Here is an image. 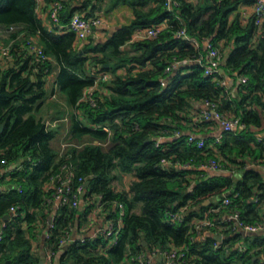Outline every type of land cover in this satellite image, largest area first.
Masks as SVG:
<instances>
[{"label": "trees", "instance_id": "obj_1", "mask_svg": "<svg viewBox=\"0 0 264 264\" xmlns=\"http://www.w3.org/2000/svg\"><path fill=\"white\" fill-rule=\"evenodd\" d=\"M91 1L85 0L84 7L88 8ZM175 1L179 6L169 10L167 0H110L111 8L131 7L135 18L105 42L94 43L89 38V44L78 49L74 33L45 25L37 13V0H0V26L23 25L60 66L56 84L72 109L68 142L74 145L59 157L51 147L54 132L43 117H38L48 95L51 63H37L26 50L14 47L15 56L0 72V125L4 124L0 131V165L23 160V168L11 176L15 188L0 193V220L14 205L21 211L7 221L0 243V264H40L42 255L33 251L32 241L37 238L38 220L43 229L48 228L49 216L43 215L51 210L46 204V185L67 162L74 166L77 177L94 175L89 180L87 200L102 194L111 212V203H123L125 216L115 245L109 246L104 237L84 244L76 242L63 251L61 263L129 264L139 253L165 251L174 245L186 248L184 264H264V233L248 237L244 250L237 248L240 236L231 235L234 222L220 223L222 214L211 212L219 208L228 215L239 212L243 222L257 223L264 218V180L257 172H246L233 195L227 197L231 204L224 205L223 195L232 187V179L205 177L207 171L200 167L211 159L228 166L242 153L255 152L252 127H259L264 116V28L255 24V15L246 25L239 14L230 22L243 0ZM65 9L61 25L72 17ZM162 23L170 27L156 38L132 41L138 30ZM183 28L190 39L199 42V49L190 40L178 37ZM205 39L215 45L224 42L223 51L228 48L226 68L248 78L247 84L240 85V98L229 100L220 82L206 76L198 63L169 71L176 60L206 54ZM90 64L97 73H112L104 84L107 93L96 90L95 107L83 100L84 91L94 84V77L86 72ZM207 100L219 101L222 113L231 110L246 126L238 135H224L221 144H216L219 155L206 141L204 148L189 142L191 135L186 134L193 131L192 102ZM258 147L264 152L263 145ZM126 174L133 181L127 190L117 192L114 184ZM194 175L204 177L197 178L189 192ZM213 198L218 200L205 205ZM90 207H85L81 215L85 217ZM182 209L186 212L181 221L167 216ZM79 214L78 209H59L46 242L50 252H61L59 242L67 238ZM205 218L218 223L209 229L211 232L224 229L225 240L218 242L210 236L205 242H195L193 221Z\"/></svg>", "mask_w": 264, "mask_h": 264}, {"label": "crops", "instance_id": "obj_2", "mask_svg": "<svg viewBox=\"0 0 264 264\" xmlns=\"http://www.w3.org/2000/svg\"><path fill=\"white\" fill-rule=\"evenodd\" d=\"M110 0H92L89 3L88 8L84 7L85 0H66L65 5L68 12H71L70 17L79 14L85 17H93L98 16L103 20V25L99 27L96 30V33L90 37L91 41H94V43H103L107 40V37L111 36L116 30H118L121 26L129 24L134 18V11L131 7L126 5H119L114 8L110 7ZM194 2H198L199 0H192ZM251 1V2H250ZM254 1L255 0H243L238 10L230 16V22L234 20V18L239 14L242 24L246 25L251 17L254 16ZM37 13L39 17L43 20L45 25L47 27H50V25H54L50 18V6L48 3V0L38 4L37 6ZM90 15V16H89ZM66 24L62 25H56L60 32L64 31ZM58 31V32H59ZM27 37V38H26ZM32 42L38 46H40L39 40L36 36L29 35V33L26 31V28L23 25H17L13 26L12 28H7L4 26H0V48H9L11 51L10 58H3L0 56V72L5 67L9 66V63L12 61L13 57L15 56L13 49L19 47L20 51H27L26 53L29 55H33L34 61L37 63H40L37 61V57L32 52L30 53L28 50V47L26 45V41ZM90 39L82 42L77 39V45L78 49H82L84 46L89 44ZM28 43V42H27ZM224 42H220L219 45L221 47H224ZM25 45V46H23ZM41 47V46H40ZM203 47L206 50L205 43L203 44ZM15 51V50H14ZM22 53V52H20ZM228 54V48H225L224 55ZM225 59V57H224ZM52 71L51 74L47 77V98L44 100L43 105L40 108L38 117H43L44 122L47 124V127L49 130L54 132L53 140L51 141V147L53 150L57 153L59 157L63 156V154H66L67 150L74 146L68 142V139L71 135V128H72V122H71V113L72 109L67 104L66 97L64 94L60 91V88L56 84L58 73L60 72V66L58 63L50 57ZM225 60L223 61L222 65V79L225 83L224 94L229 100L240 98V83H239V75H237V72L231 71L230 69L226 68ZM108 68L109 65H106ZM86 72L89 74V76H94V74L97 73V69L93 66V64H90L86 68ZM120 73L124 72V70H120ZM109 76L112 75V73L108 72L106 73ZM105 82H100V84L97 87V91L107 93L108 90L105 88ZM46 109V111L44 110ZM204 101L203 102H192L191 112H190V119L192 120L190 125L193 126V131H187V135H193L197 139L205 140L207 143V146L209 148H213L216 155H219L216 148V140L218 138H222L226 134L222 126L218 121L215 120H209L205 121L201 118L200 113L204 109ZM43 111V114L41 115V112ZM225 116L229 118L239 117L233 112L228 110H223ZM81 117H83L82 113H80ZM186 126H190L185 124ZM190 126V127H191ZM246 128L243 130H238L237 132H234L233 134L238 135L241 132H243ZM252 135L254 139L256 140V143L251 144L252 149L255 150L254 153L246 152L242 153L240 156L235 157V162L228 163V166H225V164L222 165V169L216 172H210L207 171V175L205 177H212V176H224L229 177L233 181L232 187L227 190L224 195L223 199L230 197L234 193L235 185L238 181L242 180L245 173L249 171L257 172L262 179L264 180V152H261V148L258 147L259 144L261 146H264V116L262 119V123L259 127H252ZM260 148V149H259ZM219 157V156H217ZM21 164H23V160L20 162H17L15 164H10L6 173L5 177L0 178V193L6 191L9 188L14 189L15 185H13L11 176L14 173L19 172V168L21 167ZM11 171V172H9ZM242 173L240 177H238L239 173ZM5 172H1V174H4ZM0 174V175H1ZM9 177V178H8ZM199 177H204V175H194L191 176L190 179L192 181L191 185L188 188V191H192L194 187L196 186V180ZM133 181V177L131 175H123L122 179L118 180L114 184V188L117 192H123L129 188L130 183ZM122 184V186H120ZM217 199V198H216ZM212 200V199H210ZM218 200V199H217ZM216 200V201H217ZM208 201V200H207ZM206 201V202H207ZM215 201V202H216ZM205 202V205H207ZM214 203L212 201L210 204ZM209 205V204H208ZM51 210L47 211L46 213H43V215L49 216L47 218V224L48 228L43 229L42 223L36 224V230L37 232V238L32 241V247L33 251L38 252L42 255V259L40 264H63L61 263V258L63 251L67 250V248L72 245L73 242L67 243L62 249L61 252L56 254L51 261L48 259V253L50 250L46 248V242H47V235L50 232V225L53 224L54 218H56L59 214V208L56 206L50 207ZM85 208L83 206L78 208V211L80 214L75 219L74 224L71 228V239L78 241L79 239L83 237H90L94 233V228L96 226H100L102 222V218L97 219V221H89L86 217L81 215V212H83ZM136 212H139L136 210ZM211 212L214 213H220L222 214L220 216L221 221L227 218L228 214L225 212H221V209H215L211 210ZM22 216L24 213H21ZM12 217L11 213L8 214V216H4L0 220V230L1 225L3 222L8 221ZM6 218V219H5ZM41 215L39 216V219L41 220ZM197 219L193 221L196 222ZM23 227L26 229L27 225L24 223ZM233 231V232H232ZM231 235H238L240 236V239L236 243L237 248H244L246 246V239L248 237H251L252 234H248L244 232L243 230L236 228L231 230ZM264 232H260L258 234H261ZM218 235H224V239L226 238L224 234V229H219L216 232H211L210 230H204L200 234H196L195 236V242H205L206 239L210 236ZM257 235V234H254ZM217 240V239H216ZM222 240V241H223ZM218 241V240H217ZM218 241V242H222ZM149 258L152 259L153 264H159L162 260V256L158 250L154 251L153 253H149ZM66 264V263H64Z\"/></svg>", "mask_w": 264, "mask_h": 264}, {"label": "built area", "instance_id": "obj_3", "mask_svg": "<svg viewBox=\"0 0 264 264\" xmlns=\"http://www.w3.org/2000/svg\"><path fill=\"white\" fill-rule=\"evenodd\" d=\"M47 0H37L38 4H41ZM50 6V18L54 25H61V14L65 9V1L66 0H48ZM179 6V3L175 0H167V7L169 10H173L174 7ZM254 15H255V24L261 28H264V0H255L254 1ZM103 25V20L98 16L93 17H85L79 14L73 15L69 22L65 25L67 31L72 32L76 35L79 41L85 42L92 37L96 30ZM170 26L168 23H162L159 25H155L149 28H144L138 30L134 36L132 41L138 40H146L156 38L162 31L168 29ZM178 37H184L187 40H190L195 48L199 49V42L190 39L186 35V30L180 29L177 33ZM206 46V54H200L199 56H194L192 59L183 60V61H175L169 71H172L174 68L189 64L191 62L198 63L203 69L206 76L215 77L221 84L222 87L225 86V83L222 79V65L224 61V51L221 45H215L211 39H205L204 41ZM28 50L35 54L37 57V61L40 63H45L50 61V57L45 54L42 47L29 42ZM0 56L3 58H10L11 51L9 48H0ZM94 84L93 86L87 88L84 91L83 100L89 103L92 107L97 105V101L95 98V93L100 82H107L110 76L106 73L94 74ZM240 85H245L248 83V78L246 76H239ZM162 85L165 86V80H162ZM204 109L200 113V116L203 120H215L220 123L222 129L225 133H234L238 130H243L246 126L242 123L241 118L234 117L229 118L225 116L221 111L220 102L217 100H207L204 101ZM179 136V133H177ZM189 142L195 143L199 148H204L206 146L205 140L197 139L195 136L191 135L189 138ZM222 138H218L216 140L217 144H221ZM65 155V154H63ZM28 163L30 165L33 164L32 159L28 158ZM9 165L4 163L0 165V174L1 172H5L0 175V178L5 177L6 173H8ZM201 169L216 172L222 169V165L219 161L215 159H211L208 163L202 164ZM23 167L21 166L19 170ZM11 172V171H9ZM94 175L90 176H79L77 177L75 168L71 163H63L60 165L59 170H57L48 180L46 185V204L47 206L57 208L68 207L69 209H78L83 206L90 207L87 215L85 216L89 221H97V219L102 218V224L100 226H96L94 228V233L90 237H83L78 241L71 239V228L67 233V238H63L59 242V249H62L67 243L80 242L82 244L86 243L87 240L97 239L99 237H104L109 241V246L115 245L118 241L122 229L124 227V216H125V206L123 203L114 201L112 204L113 212L107 206V202L104 200V196L102 194H94L91 197V200H87L88 188L87 183ZM9 178V177H8ZM19 192H22L21 188H18ZM224 205L231 204V200L225 198ZM21 211V207L19 205H14L10 208L9 212L12 217H15ZM186 209H182L179 212H169L167 216L172 221H181L184 218V214ZM226 222H234V229L239 228L248 234H258L260 232H264V218L254 224L245 223L240 218V213L235 212L227 216L226 219L221 221L220 223ZM218 223L211 221L208 218L203 220H197L193 223V231L196 234H200L204 230H209L212 227H215ZM52 227V224L50 225ZM7 228V223L3 222L0 230V243L3 241L4 231ZM218 235V234H216ZM49 234L47 238H49ZM224 239V235H221ZM245 248H243L244 250ZM186 248H178L174 245L169 246V250L159 251L162 260L159 264H184V251ZM149 253H139L136 256H133L130 260L129 264H153L152 259L149 258ZM55 256L54 252L48 253V259H51Z\"/></svg>", "mask_w": 264, "mask_h": 264}, {"label": "water", "instance_id": "obj_4", "mask_svg": "<svg viewBox=\"0 0 264 264\" xmlns=\"http://www.w3.org/2000/svg\"><path fill=\"white\" fill-rule=\"evenodd\" d=\"M3 128H4V124H2V125H0V131H2L3 130ZM90 185V182H88L87 183V186H89ZM217 199L216 198H213L212 200H208L207 202H206V204L208 205V204H210L212 201H216ZM6 219V218H5ZM215 237V239H217L218 241H222L223 240V238L221 237V235H215L214 236ZM146 243H144V245H145Z\"/></svg>", "mask_w": 264, "mask_h": 264}, {"label": "rangeland", "instance_id": "obj_5", "mask_svg": "<svg viewBox=\"0 0 264 264\" xmlns=\"http://www.w3.org/2000/svg\"><path fill=\"white\" fill-rule=\"evenodd\" d=\"M44 110L46 111V109L44 108ZM43 114V111L41 112V115ZM241 172L239 173V175H238V177H240L241 176ZM120 186H122V184H120ZM137 211H140L139 209H137Z\"/></svg>", "mask_w": 264, "mask_h": 264}]
</instances>
